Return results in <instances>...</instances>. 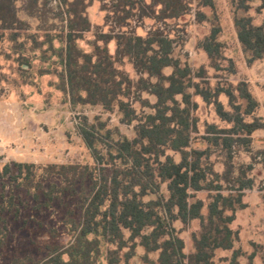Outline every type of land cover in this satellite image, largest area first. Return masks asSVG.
I'll return each instance as SVG.
<instances>
[{
  "label": "trees",
  "instance_id": "obj_1",
  "mask_svg": "<svg viewBox=\"0 0 264 264\" xmlns=\"http://www.w3.org/2000/svg\"><path fill=\"white\" fill-rule=\"evenodd\" d=\"M253 1L240 0L239 9L248 12ZM261 1L259 11L264 8ZM95 2L103 13L101 24L88 15ZM204 8L214 10V0H0V46L9 41L15 50L24 49L26 42H19L24 36L32 41L33 50L42 49L45 60L51 51L62 67L56 69L58 88L73 105L118 109L121 122L133 125L135 132L133 138L118 134L115 139L109 130L101 132L106 124L98 127L85 118L79 132L95 165L10 162L3 166L1 254L6 253L12 236L10 218L18 220L20 203L27 205L17 191H25L39 212L67 196L77 197L81 213L78 220L70 212L65 221L74 233L67 247L49 244L42 260L15 255L8 264H97L103 241L117 250L131 248L127 259L141 246L147 254L158 253L159 264H217V250H233L225 260L241 264L244 254L234 249L239 232L231 225L237 212L248 207L245 196L256 186L254 171L258 166L264 171V148L252 149L254 134L264 130V119L255 116L260 102L248 83L212 86L209 69L225 70L227 58L219 40L220 21L216 14L209 17ZM193 14L197 23L211 25L210 33L198 43L208 63L197 70L175 56L176 43L181 41L175 29L187 32V23L181 21ZM31 21L38 24L37 31L44 32V41L29 33ZM234 23L247 63L263 60L264 25L238 14ZM88 33L94 35L91 52L78 45ZM111 42L116 44L115 54L110 52ZM125 60L137 79L120 68ZM23 63L30 67L28 58ZM232 66L227 68L231 73ZM167 69L171 71L166 73ZM194 97L212 105L221 121L230 125L207 124L196 146L199 104ZM137 102L141 113L135 108ZM101 143L106 144V152L99 148ZM241 152L250 156V162L237 163ZM202 192L207 193L208 204L197 197ZM194 220H199L200 230L192 236L194 251L186 254L174 223L189 225ZM125 231L130 233L128 238ZM115 251L107 252L110 264L118 263ZM253 259L251 254L246 264H255Z\"/></svg>",
  "mask_w": 264,
  "mask_h": 264
},
{
  "label": "rangeland",
  "instance_id": "obj_2",
  "mask_svg": "<svg viewBox=\"0 0 264 264\" xmlns=\"http://www.w3.org/2000/svg\"><path fill=\"white\" fill-rule=\"evenodd\" d=\"M240 0H214L215 9L204 8L203 11L209 16L217 15L222 32L219 40L225 45L226 60L223 63L225 70L216 72L209 69L210 82L215 86L218 82L222 85L231 82L237 85L246 82L252 94L260 102V106L255 111V116L264 119V59L256 61L252 65L247 63L241 44L238 41L234 17L235 15H248L253 17L256 25H264V8L261 0L250 2V10L244 12L239 9ZM88 15L95 24L103 22V13L99 9V3L95 2L89 9ZM32 22L30 34H37L40 41L45 40L44 32L37 31V23ZM181 22L187 23V32H175L180 36V42L176 43L175 56L182 63L189 64L193 70L207 65L208 58L206 53L198 48V43L204 39L211 29L208 22L199 24L195 21V15L184 18ZM60 29V23L57 25ZM142 33V31H139ZM94 39L93 33L85 35L83 40L78 41V45L86 52L92 51L90 42ZM19 42H26L24 49H14V45L5 41L1 46L2 56L0 57V172L6 163L27 162L35 163L39 166L48 164H82L95 165L91 151L82 139L79 127L87 118L89 123H94L100 127V123L106 124L101 130L103 134L110 131L112 137L117 139L118 134L133 138L135 135L134 126L126 125L121 122L122 114L115 109L106 111L98 106L73 105L70 98L58 88L60 78L56 74L62 70L58 59L52 52H48L49 60L43 57L42 49L33 50V43L24 36ZM55 45L61 44L56 40ZM47 45L43 47V50ZM109 49L115 54L116 44L111 42ZM28 58L30 67L23 62ZM233 65L234 72L227 68ZM120 68L124 69L129 75L137 79L138 76L132 65L125 60ZM171 70L167 69L166 73ZM226 86V85H225ZM151 102L155 97L143 94ZM199 104L197 116L199 117V132L194 135L193 145L202 140L205 135L207 124L215 123L220 127H227L218 117L215 108L207 105L202 98L194 97ZM227 108L228 99L225 95L220 97ZM239 103L246 106V102L239 99ZM135 108L142 112L141 104L137 102ZM248 121L252 120L249 116ZM99 148L106 152V144H99ZM264 148V130L254 134L252 149ZM177 160L179 156L169 151ZM237 163L250 162V156L241 152L237 158ZM256 186L246 192L245 201L248 207L238 211L236 220L231 227L239 232V240L235 243L234 249H240L243 256L240 257L241 264L248 262V257L254 254L255 264H264V171L258 166L254 171ZM0 181V202H1ZM165 189V188H164ZM22 202H27L26 207L21 203V212L18 220L10 218L12 236L9 247L5 254L0 253V263L8 264L16 256H31L39 261L48 254L47 245L59 244L67 247L74 238L70 225L65 224L70 212L73 217L80 219V201L77 197L64 198L62 203L56 202L52 208L46 211L34 210L35 203L28 197L25 191H17ZM208 204L207 193H198ZM207 213V207L203 210ZM178 236L184 240L186 254L194 251L193 234L200 230L199 220L192 221L189 225H184L177 221L174 223ZM56 231V236L54 234ZM130 233L125 231L128 238ZM139 241V240H138ZM102 253L97 259V264H110L108 250H116L114 257L117 264H159L158 253H146L145 249L137 246L134 255L127 259L126 254L133 251L127 247L117 250L103 241ZM233 250H217L215 261L217 264H228L225 259L231 258ZM111 257V256H110ZM31 264V263H29Z\"/></svg>",
  "mask_w": 264,
  "mask_h": 264
}]
</instances>
